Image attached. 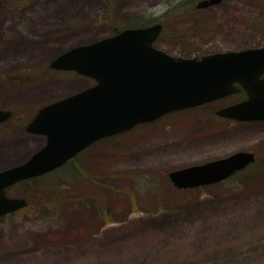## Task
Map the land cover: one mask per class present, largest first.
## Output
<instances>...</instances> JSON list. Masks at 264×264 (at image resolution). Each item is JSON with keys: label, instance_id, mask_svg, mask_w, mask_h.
Instances as JSON below:
<instances>
[{"label": "rangeland", "instance_id": "1", "mask_svg": "<svg viewBox=\"0 0 264 264\" xmlns=\"http://www.w3.org/2000/svg\"><path fill=\"white\" fill-rule=\"evenodd\" d=\"M199 1L0 0V107L13 110L0 124V170L45 144L25 130L38 108L95 83L50 69L74 45L163 21L156 45L175 56L264 45V0L198 10ZM224 100L102 139L11 186L29 205L0 217V264H264V122L220 118ZM238 150L256 160L226 180H171L176 168Z\"/></svg>", "mask_w": 264, "mask_h": 264}, {"label": "water", "instance_id": "2", "mask_svg": "<svg viewBox=\"0 0 264 264\" xmlns=\"http://www.w3.org/2000/svg\"><path fill=\"white\" fill-rule=\"evenodd\" d=\"M222 0H200L205 8ZM163 24L126 27L68 48L49 66L75 70L95 83L41 107L26 129L46 143L28 159L0 170V216L28 205L26 197H8L6 188L48 173L90 144L151 122L175 110L220 99L244 88L249 97L217 111L238 121L264 120V45L202 57L172 55L153 45ZM235 82L241 87L236 86ZM0 107V123L11 118ZM256 153L238 150L224 157L170 172L180 188L221 182L255 162Z\"/></svg>", "mask_w": 264, "mask_h": 264}, {"label": "flooded vegetation", "instance_id": "3", "mask_svg": "<svg viewBox=\"0 0 264 264\" xmlns=\"http://www.w3.org/2000/svg\"><path fill=\"white\" fill-rule=\"evenodd\" d=\"M212 6V5H211ZM197 7V6H196ZM210 6H208V7H206V8H209ZM198 10H202V9H205V8H197ZM156 23H158V22H156ZM162 23H165L164 21L162 22ZM164 27H165V24H163V28H162V31H161V34L158 36V38L156 39V41H155V46L156 47H158L157 45H156V42L158 41V39L161 37V35H162V33L164 32ZM159 48V47H158ZM262 78H264V73L262 74ZM236 86H238V87H241L238 83H236ZM236 96H240V97H236ZM249 97V95H248V92L245 90V89H240L239 91H237L236 93H233V94H231V95H229V96H226V97H223V98H221V99H218V100H214V101H209V102H205V103H202L201 105H198V106H195V107H191V108H197V107H200V108H202V107H207V106H210V105H214V104H217V101H219V100H224V102H227V103H225V105H229V104H233V103H236V102H238V101H242V100H245V99H247ZM44 106V105H43ZM42 107V106H41ZM213 107H215V106H213ZM191 108H188V109H191ZM219 108H221V106L220 107H218V108H216L215 109V112H216V114H217V111H218V109ZM39 109V108H38ZM38 109H37V111H38ZM182 110H187V109H182ZM37 111H36V113H37ZM181 111V110H180ZM177 112V111H176ZM35 113V114H36ZM171 114V113H170ZM218 115V114H217ZM219 116V115H218ZM164 117V116H163ZM220 118H225V117H221V116H219ZM218 117V118H219ZM160 118H162V117H160ZM159 118V119H160ZM225 119H228V118H225ZM158 120V119H157ZM261 121H263L264 122V120H261ZM248 122H253V121H248ZM0 124H2V123H0ZM25 130H26V127H25ZM27 131V130H26ZM27 133L28 134H31V135H34V136H36V135H40V134H32V133H29L28 131H27ZM43 136V135H42ZM45 137V136H44ZM87 149V148H86ZM85 149V150H86ZM84 151V150H83ZM82 151V152H83ZM82 152H80L78 155H80ZM77 155V156H78ZM76 156V157H77ZM76 184V183H75ZM74 184V182H67L66 183V186H67V188L68 189H70L71 188V186L72 185H75ZM10 188V187H9ZM8 188V189H9ZM8 194V193H7Z\"/></svg>", "mask_w": 264, "mask_h": 264}, {"label": "trees", "instance_id": "4", "mask_svg": "<svg viewBox=\"0 0 264 264\" xmlns=\"http://www.w3.org/2000/svg\"><path fill=\"white\" fill-rule=\"evenodd\" d=\"M117 31H119V30H117ZM117 31H116V32H117ZM19 129H23V126L19 127ZM65 185H66V184H65ZM65 188H67V186H65Z\"/></svg>", "mask_w": 264, "mask_h": 264}, {"label": "bare ground", "instance_id": "5", "mask_svg": "<svg viewBox=\"0 0 264 264\" xmlns=\"http://www.w3.org/2000/svg\"><path fill=\"white\" fill-rule=\"evenodd\" d=\"M47 89V88H46Z\"/></svg>", "mask_w": 264, "mask_h": 264}]
</instances>
